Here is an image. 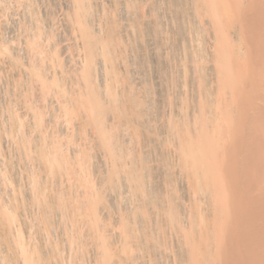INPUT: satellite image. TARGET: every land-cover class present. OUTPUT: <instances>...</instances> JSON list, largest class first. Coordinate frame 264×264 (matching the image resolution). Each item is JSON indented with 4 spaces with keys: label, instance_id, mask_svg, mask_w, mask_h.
<instances>
[{
    "label": "bare ground",
    "instance_id": "bare-ground-1",
    "mask_svg": "<svg viewBox=\"0 0 264 264\" xmlns=\"http://www.w3.org/2000/svg\"><path fill=\"white\" fill-rule=\"evenodd\" d=\"M5 1L0 56L18 67ZM61 1L69 79L35 56L31 2L7 29L29 30L22 91L38 81L51 114L0 102V264H264V0Z\"/></svg>",
    "mask_w": 264,
    "mask_h": 264
},
{
    "label": "rangeland",
    "instance_id": "rangeland-1",
    "mask_svg": "<svg viewBox=\"0 0 264 264\" xmlns=\"http://www.w3.org/2000/svg\"><path fill=\"white\" fill-rule=\"evenodd\" d=\"M26 1V2H25ZM53 1V2H52ZM60 1V2H59ZM59 1H57V0H6L5 1V4H6V6H7V9H6V11L8 12V14H7V12L5 13V17L4 18H6L7 19V17H8V21L10 22V24H9V26H15V25H17V24H20L18 21H19V19H20V21H21V17H22V15L23 14H21V13H24L23 11H25L26 12V7L25 6H29V3L30 4H33L34 6V14H36L35 16L36 17H40V19L39 18H37V19H39V20H37L38 21V23H37V21L35 20V23L33 22V24H35V25H32L33 27V29H31L30 30V32H32V31H36V30H34L35 29V26H36V29H37V24H38V27H39V29H42V30H40V33L38 34V35H40V36H38V38H37V41H39V42H37L38 44H37V47H38V50L35 52L36 54H35V56L36 57H42V62H43V64L45 65V67L44 68H46V71L47 72H49V74L52 72H57L58 74H60V73H62V71H63V73H64V70L63 69H65V72L67 73V70H68V73H69V70L71 69V67L75 64V63H78L77 61H79L80 60V58L82 57L81 56V53H80V50H79V40L77 39V33H76V30H73L72 29V26L69 28V26H70V24L68 23V22H66L67 21V19H66V17H65V11L64 10H66L64 7H65V4L62 6L61 5V0H59ZM63 1H65V0H63ZM14 2V3H13ZM24 2V3H23ZM33 2V3H32ZM12 3V4H11ZM16 3V4H15ZM18 3V4H17ZM27 3V4H26ZM41 4V5H40ZM55 4V5H54ZM23 5H24V7H23ZM37 5H38V7H37ZM54 5V6H53ZM19 7V8H18ZM23 7V8H22ZM63 7V8H62ZM23 10H22V9ZM54 8V9H53ZM42 9V10H41ZM45 9V10H44ZM53 9V10H52ZM36 10V11H35ZM49 11V12H48ZM15 14V15H13V13ZM44 12V13H43ZM39 13V14H38ZM41 13V14H40ZM63 13V14H62ZM9 14H11V15H9ZM18 16V17H17ZM47 16V17H46ZM15 17V18H14ZM43 17V18H42ZM62 17H63V19H62ZM65 18V19H64ZM11 21H10V20ZM15 19V20H14ZM41 19H42V21H41ZM60 20V21H59ZM12 22V23H11ZM22 22V21H21ZM57 23V24H55V23ZM15 23V24H14ZM66 24L68 25L69 24V26H67L66 27ZM63 25V26H62ZM9 26H8V28H9ZM56 26V27H55ZM65 26V28H63ZM16 28H18L17 26H15ZM7 28V29H8ZM14 28V27H13ZM13 28L11 27V29L10 30H7V29H4V36L8 39V40H10V41H8L9 42V45H10V47H11V49L13 50V51H15L17 54H19V56L21 57V61H24L22 64H21V66H18V67H10V65H9V62H8V60H6V58L3 56V54L1 55V56H3L2 58H1V56H0V67H1V70H0V75L2 76H0V84H2V85H0V102L2 103V105H1V107H5L6 105H8L9 104V102H11V99H12V104H14V107L17 109V111H20V113L21 114H24V118H26V116H27V118L28 117H30L29 115L31 114L30 112H31V110L28 108V104H33V105H35V106H38L39 108L41 107L42 108V110H45L44 112H46L45 113V115H46V119H45V123L47 124V121H48V124H49V117H48V115H50L51 113H50V111H49V107L48 106H43L44 104V102L46 101V100H44L42 97H41V91H40V88H39V86L41 85H39L36 81H35V85H34V89L35 90H33L32 92H31V94L29 93H27V95H26V92L25 93H23V91L22 90H24L25 89V87L24 86H26V84L25 83H23V82H25V79L24 78H26L27 77V75H25L26 73H25V71L23 70V68H24V66L23 65H25L26 66V64L28 63V61L30 60V51L28 50L29 48H28V46H27V44H26V41H24V38L26 39V37L24 36V34L26 33H28L29 32V30H24L23 28L22 29H20L19 28V30L22 32V30H24L22 33H21V35H19L20 33V31L19 30H17L18 32L17 33H15L14 32V30H13ZM58 29V30H57ZM67 29V30H66ZM5 30H7V31H5ZM12 30V31H11ZM61 30V31H60ZM66 30V31H65ZM47 32V33H45V32ZM71 31V32H70ZM42 32V33H41ZM57 32V33H56ZM73 32V33H72ZM13 33V34H12ZM52 35H51V34ZM15 34V35H14ZM16 34H17V36H16ZM25 34V35H26ZM41 34H43V36L41 35ZM14 35V36H13ZM16 36V37H15ZM21 37L20 39H19V37ZM74 36V37H73ZM13 37V38H12ZM52 37V39H50ZM66 37V38H65ZM15 38V39H14ZM18 40H17V39ZM23 38V39H22ZM61 38V39H60ZM63 39V40H62ZM70 39V40H69ZM47 40H49V41H47ZM72 40H74V41H72ZM58 41V42H57ZM77 41V42H76ZM12 42V43H11ZM14 42V43H13ZM59 44V42H60V44H61V46L64 48H62L61 46H59L57 43ZM54 43H56L58 46H59V51H60V53H59V55L60 56H62V65H63V63H64V66H60V70H59V67L56 69V67H57V65H54V61H52V59H53V57H51L50 56V50H51V48H53V46H54ZM69 43V44H68ZM74 44V45H73ZM78 44V45H77ZM22 45V46H21ZM26 45V46H25ZM69 45V46H68ZM52 46V47H51ZM65 46V47H64ZM40 47V48H39ZM61 47V48H60ZM21 48H23V49H21ZM26 48V49H25ZM61 49V50H60ZM16 50H18V51H16ZM20 50V51H19ZM75 50V51H74ZM39 51H41V52H43V53H41V52H39ZM40 54V55H39ZM64 55V56H63ZM25 56V57H24ZM69 56V57H68ZM74 56V57H73ZM65 57V58H64ZM45 58H46V60H45ZM79 58V59H78ZM2 59H3V62H2ZM28 60V61H27ZM46 61V62H45ZM65 61V62H64ZM5 62L7 63L6 65H5ZM75 62V63H74ZM3 63V64H2ZM71 63V64H70ZM8 65V66H7ZM7 66V67H6ZM22 67V68H21ZM67 67V68H66ZM3 68V69H2ZM22 69V70H21ZM48 69V70H47ZM62 70V71H61ZM66 73H64V74H66ZM23 74V75H22ZM70 74V73H69ZM67 75L66 74V79H69L70 77V75ZM19 76V77H18ZM23 78H21V77ZM19 80L20 81V79H21V83H17L18 81L16 80ZM20 78V79H19ZM5 79V80H4ZM7 79V80H6ZM17 82H16V81ZM24 80V81H23ZM7 81V82H6ZM10 82V83H9ZM15 82H16V84H15ZM8 83V84H7ZM38 85H37V84ZM17 84H18V86H17ZM25 84V85H24ZM21 85V86H20ZM24 85V86H23ZM38 86V87H37ZM22 87H23V89H22ZM8 88V89H7ZM16 89V90H15ZM7 90H8V92H7ZM22 91V92H21ZM38 91H40V92H38ZM15 92V93H14ZM34 92V93H33ZM6 93H7V95H6ZM19 93V94H18ZM33 94V95H32ZM11 97H10V96ZM16 95V96H15ZM14 96V97H13ZM27 96V97H26ZM51 95H49V101H52V103L53 104H55L56 103V97H53V96H51ZM26 97V98H25ZM16 100H15V99ZM19 98V99H18ZM25 98V99H24ZM53 99V100H52ZM25 100V101H24ZM36 100V101H35ZM7 101V102H6ZM29 101V102H28ZM48 101V100H47ZM14 102H17V103H14ZM24 102V103H23ZM0 103V104H1ZM28 103V104H27ZM0 107V108H1ZM27 108V109H26ZM40 108V109H41ZM2 110V109H1ZM27 110V111H26ZM30 110V111H29ZM51 110V109H50ZM6 115V114H5ZM48 119V120H47ZM61 120V119H60ZM60 120H58L57 121V123L58 124H56L55 125V127L58 129V127H59V129H61L62 128V126L63 127H65L66 126V122L64 121V120H62L63 122H61ZM74 120H77V118H72V120H71V124L70 125H73V126H75V125H77V123H78V120L77 121H74ZM74 123H76L75 125H74ZM45 124V125H46ZM51 124V123H50ZM50 125H47L46 127H47V129H48V127H49ZM58 126V127H57ZM61 127V128H60ZM50 128V127H49ZM80 141H83L82 139H79ZM65 143H66V140H63ZM62 141V142H63ZM63 142V145L64 146H66V148H68V147H70V145H68V143H64ZM68 145V146H67ZM72 147V146H71ZM70 147V148H71ZM69 148V149H70ZM2 156L0 155V158H1ZM7 187L9 186V185H6ZM7 187H6V189L5 190H7L8 192H6L7 194H4V197H6L7 198V196L6 195H8V198L10 197V195H11V193L12 192H14V194H16V196L17 197H23L24 196V194L20 191V186H18V185H11V186H9V190L7 189ZM16 188V189H15ZM17 191V192H16ZM10 193V194H9ZM21 193H22V196H21ZM25 197H28V196H24V198H22L23 200L25 199ZM5 198V199H6ZM18 198V199H19ZM28 200V199H27ZM6 201H7V199H6ZM8 202V201H7ZM29 203V201L27 202V204ZM27 207V208H26ZM24 208H26L27 210H29V211H27V212H25L26 210L25 209H23L22 208V212H21V214H19L20 215V217H21V215H23L24 213L23 212H25V214L26 213H30V216H29V213L27 214V215H23L21 218L18 216V218H19V220L22 222V220H23V222L24 221H27V223H21V222H19L20 223V226H21V229H22V233H23V235L26 237L27 235L29 236L30 235V232H29V234H28V230H31V232L33 233L32 235L33 236H35L36 237V235H37V238H32L31 239V236L32 235H30V237H28V238H30V240L31 241H38V240H40L39 238H41V235H40V233L38 232L39 230H38V228H37V223H36V221L35 222H32V224L33 225H36L35 227H33L32 225H31V219H32V217H31V215H32V213L35 211V206H34V209H31L30 210V208H33V206H32V204L31 205H26ZM24 210V211H23ZM19 211H21V209L19 208ZM33 211V212H32ZM20 213V212H19ZM29 217L28 219H29V221H28V219L27 220H25L26 218L25 217ZM32 221H34V219H32ZM28 223H30V226H32V227H30V229H29V227H27V226H29L28 225ZM34 223H36V224H34ZM23 224H26V225H24L25 227H23L22 225ZM28 228V229H27ZM24 229V230H23ZM37 232H36V231ZM36 233V234H35ZM35 234V235H34ZM39 236V237H38ZM26 237V238H27ZM27 238V240H29ZM68 251V249L65 247V249H63L62 250V253L64 254V255H66V252Z\"/></svg>",
    "mask_w": 264,
    "mask_h": 264
}]
</instances>
